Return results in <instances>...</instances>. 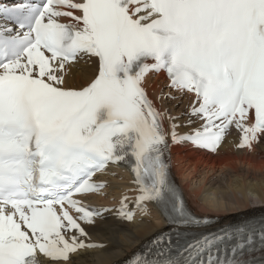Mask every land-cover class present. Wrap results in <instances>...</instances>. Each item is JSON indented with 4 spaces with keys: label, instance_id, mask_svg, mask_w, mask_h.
Returning a JSON list of instances; mask_svg holds the SVG:
<instances>
[{
    "label": "snow or ice",
    "instance_id": "1",
    "mask_svg": "<svg viewBox=\"0 0 264 264\" xmlns=\"http://www.w3.org/2000/svg\"><path fill=\"white\" fill-rule=\"evenodd\" d=\"M0 15L18 24L0 23V264H79L105 247L82 224L111 209L75 197L99 193L94 177L120 163L137 195L116 215L132 222L154 203L173 226L126 264H264V219L185 239L214 218L171 176L173 145L216 152L233 127L238 148L264 139V0H36ZM84 57L94 78L69 84ZM161 71L194 96L186 113L149 97L146 76Z\"/></svg>",
    "mask_w": 264,
    "mask_h": 264
},
{
    "label": "bare ground",
    "instance_id": "2",
    "mask_svg": "<svg viewBox=\"0 0 264 264\" xmlns=\"http://www.w3.org/2000/svg\"><path fill=\"white\" fill-rule=\"evenodd\" d=\"M97 66L96 58L85 57L71 69L68 83L80 85L88 82L96 73ZM145 88L158 107L167 108L172 114L186 113L194 99L193 95L169 88L163 73L148 74ZM161 90L175 98L157 99ZM187 119V116H182L179 122ZM193 119V127L203 123L199 118ZM239 140L240 132L233 127L214 153L191 145H175L171 149L172 171L182 186L186 201L198 215L215 217L214 227L264 212V139L254 144L252 150L236 147ZM100 178L108 182L106 188L98 195L88 196L99 207L114 205L122 195L135 194L125 169H109ZM130 207L134 208L133 202ZM148 207L147 214L137 210L132 222L122 220L116 211H110L97 217L93 224H82L88 233L86 242L94 241L106 246L82 250L79 264H121L153 236L171 229L153 205Z\"/></svg>",
    "mask_w": 264,
    "mask_h": 264
}]
</instances>
